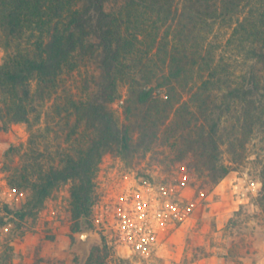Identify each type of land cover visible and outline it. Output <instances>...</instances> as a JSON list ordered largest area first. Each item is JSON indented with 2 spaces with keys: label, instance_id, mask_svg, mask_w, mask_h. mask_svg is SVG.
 <instances>
[{
  "label": "trees",
  "instance_id": "trees-1",
  "mask_svg": "<svg viewBox=\"0 0 264 264\" xmlns=\"http://www.w3.org/2000/svg\"><path fill=\"white\" fill-rule=\"evenodd\" d=\"M107 3L0 0V128L31 126L52 101L68 127L64 138L72 141L46 154L31 131L25 150L6 151L18 160L7 165L8 184L28 191L23 219L36 215L53 187L69 182L71 243L76 232L94 227L103 154L128 160L160 144L208 187L229 172L222 145L236 154L264 133V0ZM88 62L97 73L76 97L63 75ZM260 178L257 201L264 207V164ZM13 257L12 245L3 246L0 264ZM109 258L103 241L82 264H109Z\"/></svg>",
  "mask_w": 264,
  "mask_h": 264
},
{
  "label": "rangeland",
  "instance_id": "rangeland-1",
  "mask_svg": "<svg viewBox=\"0 0 264 264\" xmlns=\"http://www.w3.org/2000/svg\"><path fill=\"white\" fill-rule=\"evenodd\" d=\"M112 2L108 0V7ZM1 55L0 49V59ZM95 67L88 62L64 73L65 88L82 96L97 73ZM51 105L52 101L45 102L31 126L0 128V252L10 243L12 264H82L90 248L103 241L109 264H118V259L127 262L123 264H264V207L257 201L264 164L261 132L236 154L221 146L229 172L208 187L183 158L160 144L128 160L103 154L95 176L94 227L76 232L74 243L69 182L53 187L36 215L21 219L28 191L9 186L7 165L12 158L14 163L18 160L6 151L10 146L25 150L31 131L38 149L46 154L58 146L69 148L72 141L64 138L68 127ZM110 106L123 121L120 103ZM158 151L165 153L155 154ZM84 231L88 236L82 239Z\"/></svg>",
  "mask_w": 264,
  "mask_h": 264
},
{
  "label": "water",
  "instance_id": "water-1",
  "mask_svg": "<svg viewBox=\"0 0 264 264\" xmlns=\"http://www.w3.org/2000/svg\"><path fill=\"white\" fill-rule=\"evenodd\" d=\"M80 236H81L82 239H85L88 236V232L87 231L80 232Z\"/></svg>",
  "mask_w": 264,
  "mask_h": 264
}]
</instances>
